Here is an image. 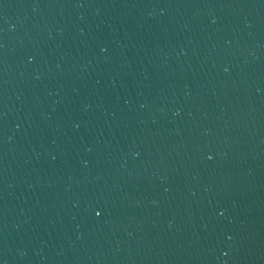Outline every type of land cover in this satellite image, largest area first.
<instances>
[{
  "label": "water",
  "instance_id": "95a60500",
  "mask_svg": "<svg viewBox=\"0 0 264 264\" xmlns=\"http://www.w3.org/2000/svg\"><path fill=\"white\" fill-rule=\"evenodd\" d=\"M0 264H264V0H0Z\"/></svg>",
  "mask_w": 264,
  "mask_h": 264
},
{
  "label": "snow or ice",
  "instance_id": "6c2138e0",
  "mask_svg": "<svg viewBox=\"0 0 264 264\" xmlns=\"http://www.w3.org/2000/svg\"><path fill=\"white\" fill-rule=\"evenodd\" d=\"M96 215H97V216H99V215H100V213H99V212H97V213H96Z\"/></svg>",
  "mask_w": 264,
  "mask_h": 264
}]
</instances>
